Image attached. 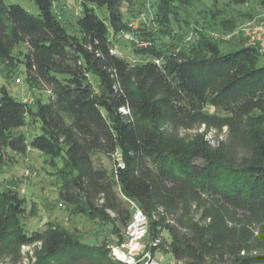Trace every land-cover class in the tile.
<instances>
[{
    "label": "trees",
    "instance_id": "trees-1",
    "mask_svg": "<svg viewBox=\"0 0 264 264\" xmlns=\"http://www.w3.org/2000/svg\"><path fill=\"white\" fill-rule=\"evenodd\" d=\"M33 1L38 14L0 0V65L19 61L30 88H48L52 97L29 104L1 89L0 165L28 149L48 155L51 165L63 160L64 203L124 227L135 203L150 219L152 240H160L151 249L170 251L178 264H264L260 49L224 52L204 38L187 52L137 48L152 58L132 64L112 52L110 29L130 30L122 6L136 0H80L78 35L54 14L55 0ZM171 1L159 0L163 23ZM252 1L264 5L225 0ZM88 4L107 7V19ZM20 45L21 57L14 53ZM32 122L41 133L29 138L24 129ZM202 126L226 128V140L213 148L204 132L181 134ZM25 215V198L0 190V264H20L22 248L32 245V264H125L108 243L88 245L51 224L28 232Z\"/></svg>",
    "mask_w": 264,
    "mask_h": 264
},
{
    "label": "rangeland",
    "instance_id": "rangeland-1",
    "mask_svg": "<svg viewBox=\"0 0 264 264\" xmlns=\"http://www.w3.org/2000/svg\"><path fill=\"white\" fill-rule=\"evenodd\" d=\"M5 2L19 4L34 14L39 13V7L33 0ZM158 3L159 0H136L132 6L123 4L124 22L130 26V30L113 34L110 29L113 49L117 55L132 64L152 58L153 51H138L137 48L141 47H150L154 51L168 54L193 50L204 38L217 43L224 52L242 46L261 48V43H264V5L257 1L235 5L226 3L225 0H172L170 9H164V13L170 10L171 14V19L165 23L157 19ZM88 6L100 18L107 19V7L94 4ZM53 12L69 33L79 34L77 21L83 14L80 0H55ZM24 52L26 46L20 45L14 53L21 57ZM93 77L92 81L96 84V77ZM2 88L17 100L29 104H34L37 99L49 101L52 97L48 88H30L26 81L25 68L19 61L16 65H0V91ZM210 111L213 113L214 109ZM226 130H206L202 126L195 131H182L181 134L191 139L197 132H204L205 139L215 148L226 140ZM24 131L31 138L41 133L40 123H29ZM11 155L14 156L12 162L0 165V190L13 188L25 198L26 215L23 222L28 232L46 229L51 224L67 230L81 242L92 246L108 243L113 247L121 238L125 239L126 227L119 222L91 219L61 200L58 170L62 167L63 160L58 159L57 166L51 165L49 156L35 149H28L25 154ZM111 217H114L113 213ZM163 233L170 241L168 232ZM144 241L147 248H150V234ZM34 252L35 245L23 247L24 258L20 264L35 262ZM155 253L163 264H178L170 251L156 248Z\"/></svg>",
    "mask_w": 264,
    "mask_h": 264
},
{
    "label": "built area",
    "instance_id": "built-area-1",
    "mask_svg": "<svg viewBox=\"0 0 264 264\" xmlns=\"http://www.w3.org/2000/svg\"><path fill=\"white\" fill-rule=\"evenodd\" d=\"M146 43L142 44L147 45ZM261 45L259 49L264 56V43H261ZM112 52L117 54L114 49ZM131 210V217L126 226L125 239L121 244L111 247L112 254L125 264H163L156 257L155 250L151 249L152 246H157L160 240H152L150 248H147L144 241L150 232L148 215L135 203H131Z\"/></svg>",
    "mask_w": 264,
    "mask_h": 264
}]
</instances>
